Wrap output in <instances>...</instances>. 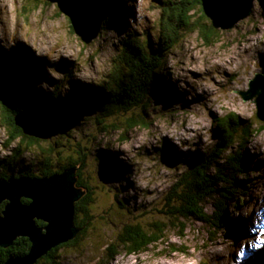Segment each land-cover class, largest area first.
Returning a JSON list of instances; mask_svg holds the SVG:
<instances>
[{
  "label": "rangeland",
  "instance_id": "1",
  "mask_svg": "<svg viewBox=\"0 0 264 264\" xmlns=\"http://www.w3.org/2000/svg\"><path fill=\"white\" fill-rule=\"evenodd\" d=\"M105 3L109 12L103 31L99 39L86 45L72 31L70 19L57 5L47 0H0V52L16 58L24 50L32 58L31 67L37 68L36 89L50 93L59 87L65 98L74 101L77 93L90 84L107 83L116 71L121 73L122 67L116 60L126 37L135 34L155 46L158 44L162 12L157 0ZM121 13L120 19H112ZM196 20L206 29L213 26L201 14ZM216 31L211 43L202 39L197 28L184 35L169 56L166 72L161 74L166 90L154 89L151 93L147 126L129 133L116 128L103 133L96 127L98 108L83 107L85 110L74 114L72 125L59 123L58 138L46 141V147L65 145L66 134H73L76 140L82 139L83 146L88 145L87 151H93L83 172L94 193L92 225L79 248L61 251L62 264H212L211 252L216 249H219L215 255L218 264H264V225L259 223L264 216V130L245 148L244 153L252 156L248 157L247 175L238 177V182L243 180L247 188L235 189L236 200L227 203L229 227L218 233L205 224L191 223L185 237H180L179 229L169 233L170 246L162 244L142 255L123 253L111 263L106 261L107 245L117 238L125 224L139 221L144 227L151 225L160 217L165 199L180 176L216 148L219 119L234 113L247 125L254 124L255 128L264 125L257 118V105L244 102L237 93L248 92L257 74L264 76V3H256L252 16L233 30ZM189 109L194 116L187 114ZM201 109L207 111L213 122L210 141H204L197 132L194 141L181 138L179 145L173 143L169 136L187 123H197L194 117L204 116ZM125 120L121 118L118 126L125 127ZM75 138L70 139L71 143H75ZM8 144L0 111V177L4 172L2 163L19 146L16 142L7 148ZM104 152L119 157L126 166L122 175L108 171L102 160L107 159ZM35 164L33 153H26L20 166ZM140 180L147 187H139ZM214 210L209 203L208 213ZM258 214L261 216L257 217ZM172 247L182 252L173 253Z\"/></svg>",
  "mask_w": 264,
  "mask_h": 264
},
{
  "label": "trees",
  "instance_id": "2",
  "mask_svg": "<svg viewBox=\"0 0 264 264\" xmlns=\"http://www.w3.org/2000/svg\"><path fill=\"white\" fill-rule=\"evenodd\" d=\"M105 1L110 3L112 0H103L104 20L109 12ZM157 2L162 12L157 46L135 34L126 37L127 39L123 40L121 54L116 60L122 67L121 73L120 70L116 71L107 83L90 84L86 90L77 93L74 101L65 98L59 87H55L50 93L36 89L38 79L34 72L37 68L31 67L32 58L24 50L16 55V58L0 52V111L9 136L7 148H11L16 142L19 143L17 149L13 151V156L2 163L1 169L4 172L0 179L50 178L75 170L77 188L84 193L83 198L76 204L75 227L79 230L77 238L54 249L38 264H62L61 251L69 247L79 248L88 238V229L93 221L91 204L94 202V193L83 172L87 169L86 162L91 159L93 151L90 149L87 151L88 145L83 146L82 139L76 140L73 134H66L68 138L65 145L54 147L49 144L46 147L44 145H48V142L25 136L16 126L15 118L26 110V105H29L58 126L61 122L72 125L74 114L83 107H95L98 108L100 116L97 118L96 127L103 133H107L111 128L129 133L133 129L147 126L151 93L154 89L166 90L163 86L164 78L160 80L161 74L166 72L169 56L184 40V35L197 28L202 39L211 43L217 34L213 26L206 29L196 20L198 14H201L203 19L206 18L200 0ZM122 15V13L113 15L112 19H120ZM71 29L74 32L72 26ZM39 70L44 72L43 69ZM121 118L126 119L123 123L125 127L118 126ZM263 127L264 125L258 128H255L254 124L247 125L234 113L219 119L215 129L218 137L216 148L180 176L178 183L165 199L160 217L151 225L144 227L139 221L125 224L117 238L107 245L106 261L111 263L123 253L130 256L142 255L162 244L170 246L167 239L169 233L179 229L180 237H183L191 223L205 224L218 233L229 227L227 203L236 200L233 195L235 189L241 190L246 187L243 180L238 182V177L247 175L249 167L247 153H244L245 148L249 147L256 135L262 133ZM71 138H75L74 144L71 143ZM74 148L78 149V152L74 151ZM233 149H237V152H231ZM26 153H33L35 165L20 166ZM104 153L107 159L102 157V160L108 171L122 175L126 166L119 157ZM56 157L59 160H55ZM23 203L31 202L23 199ZM209 203H212L215 209L212 214L207 211ZM7 205L8 203H4L2 209ZM236 205L239 207L237 203ZM38 225L42 228L46 226L43 222H38ZM30 248L31 243L27 238L17 239L7 249L0 247V264H6L11 258L28 255ZM171 251L182 252L176 247H172Z\"/></svg>",
  "mask_w": 264,
  "mask_h": 264
},
{
  "label": "water",
  "instance_id": "3",
  "mask_svg": "<svg viewBox=\"0 0 264 264\" xmlns=\"http://www.w3.org/2000/svg\"><path fill=\"white\" fill-rule=\"evenodd\" d=\"M57 5L86 45L99 39L104 26L103 0H47ZM205 16L216 30H233L249 19L256 3L264 0H200ZM244 102L257 105V118L264 123V76L257 74L249 91H238ZM24 135L43 142L61 134L60 127L41 116L32 106L15 118ZM76 171L69 170L50 178L20 177L0 180V247L7 249L19 238L31 243L28 255L11 258L6 264H38L51 251L75 240L76 204L84 193L77 188ZM23 199L30 204H24ZM8 202L5 209L2 204ZM38 222L46 224L40 227Z\"/></svg>",
  "mask_w": 264,
  "mask_h": 264
},
{
  "label": "clouds",
  "instance_id": "4",
  "mask_svg": "<svg viewBox=\"0 0 264 264\" xmlns=\"http://www.w3.org/2000/svg\"><path fill=\"white\" fill-rule=\"evenodd\" d=\"M48 2V1H47ZM258 63V61H257ZM50 72L54 73L53 69H49ZM212 99H215V97H212ZM194 107V106H193ZM215 110V109H214ZM201 111H204L203 117H194L197 119V123H187L182 128H177L175 133H172L169 138L172 139L173 143H176L179 145L181 143V138L188 141H194L197 132H199L200 136L204 139V141L208 142L211 139V129L213 126V122L210 118H208V113L206 110L201 109ZM187 114L189 116H194V114L189 109ZM173 124H175V121H173ZM139 147V145H137ZM188 146L185 145L184 150H187ZM139 187H147V184L145 181L140 180L138 182Z\"/></svg>",
  "mask_w": 264,
  "mask_h": 264
},
{
  "label": "bare ground",
  "instance_id": "5",
  "mask_svg": "<svg viewBox=\"0 0 264 264\" xmlns=\"http://www.w3.org/2000/svg\"><path fill=\"white\" fill-rule=\"evenodd\" d=\"M257 149V148H256ZM258 151V150H257ZM260 153V152H259ZM250 157L252 156V154H250L249 155ZM248 155H246V157H247V159H248V157H249ZM253 159H255V157H253ZM263 159H264V156H263ZM262 159V160H263ZM256 160H258V156L256 157ZM248 161L250 162V158L248 159ZM253 163H254V161H253ZM263 165H264V163H263ZM264 169V168H263ZM263 207H264V205H263ZM259 216H261V214H258V216L257 217H259ZM264 220V216L259 220V223L261 224V225H264V221H261V220ZM217 250H219V249H216V251H214L213 252V250H212V252H213V254H212V252H211V255H212V258H213V262L214 263H212V264H218L217 262H218V260H215V255L218 253V251ZM251 255V254H250Z\"/></svg>",
  "mask_w": 264,
  "mask_h": 264
}]
</instances>
